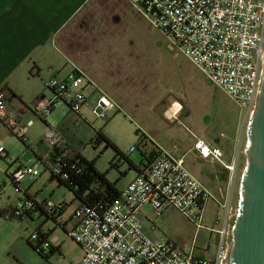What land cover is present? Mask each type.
<instances>
[{
  "label": "built area",
  "instance_id": "built-area-1",
  "mask_svg": "<svg viewBox=\"0 0 264 264\" xmlns=\"http://www.w3.org/2000/svg\"><path fill=\"white\" fill-rule=\"evenodd\" d=\"M129 2L140 7L165 34L170 49L183 52L212 83L245 108L246 114H253L264 71V0ZM81 84L82 78L77 75L64 80L51 76L45 85L52 91V96L43 109L36 111L38 116L43 118L64 103L74 113L86 118L82 113L86 95ZM111 105L112 101L106 95L99 94L90 110L95 118L104 119ZM0 118L7 120L11 130L28 142L24 126L7 111L4 90H0ZM31 124L29 121L28 125ZM42 140L48 144L47 154L32 165L10 173L17 193L22 192L19 186L22 176L35 177L49 172L68 181L83 173L79 153L72 151L61 132L48 126ZM194 148L201 158L219 162L235 177L237 159L226 161L220 147L202 138L196 140ZM35 150L37 152V148ZM3 151L0 146V153ZM156 151L151 162L142 161L135 177L113 201L105 205L83 203L75 208L73 225L66 230L83 250L82 259L75 264H232L233 220L238 209L234 208L230 197L223 204V216L217 218L220 228L211 230L218 238L214 259L184 252L169 238L154 240L149 236L139 217L144 205H150L155 216L162 215L168 207H175L199 230L203 228V214L211 196L185 166L183 158H176L160 147ZM39 163L43 165L42 170ZM64 208V202H39L21 196L13 207L5 210L3 217L21 218L43 213L65 228ZM149 229H157L154 221H150ZM30 239L36 251L45 256L60 246L57 239L47 237L43 231L32 233Z\"/></svg>",
  "mask_w": 264,
  "mask_h": 264
},
{
  "label": "rangeland",
  "instance_id": "rangeland-1",
  "mask_svg": "<svg viewBox=\"0 0 264 264\" xmlns=\"http://www.w3.org/2000/svg\"><path fill=\"white\" fill-rule=\"evenodd\" d=\"M145 20L143 27H156L149 17L146 16ZM161 34L162 83L158 84L162 85V97L158 100L146 97V105L140 111H137L134 103L124 102L125 106L120 111L109 108L104 119L95 118L85 109L86 119L63 103L41 118L31 107V110L20 112L21 118L13 116L24 126L30 146L19 139V133L11 130L7 120L0 118V146L5 149L0 154V206L15 203L26 192L33 196L55 194L56 197H61L66 194L74 198V193L66 186L59 185L55 179L51 180L49 172L35 177L22 176L19 179L20 193L15 191L7 174V171L12 173L20 167L32 165L39 152H36V148L40 149L41 154L49 150L48 144L42 140L48 126L61 132L74 153L94 161L96 168L105 173L111 182H116L119 188H124L137 173L131 162L141 165L142 152H154V147L150 144L140 145V133L145 132L154 136L161 149L182 157L185 166L211 194L206 202L202 229L197 230L195 223L177 208L168 207L162 215V237L171 239L184 252H192L208 259L215 258L218 238L211 230L220 228L217 218L223 216V204L229 197L234 208L238 209L239 185L246 165L244 150L247 126L252 115L246 114L245 108L210 82L183 52L170 49L168 38L162 32ZM119 43H122L120 38ZM143 48L147 51L149 49L146 45ZM149 57L152 60L153 57ZM94 83L101 90L95 81ZM82 85L85 86L86 83L84 85L82 81ZM169 97L178 99L183 106L175 119L174 116L168 119L163 116V112L160 115L156 111V106H165L170 101ZM178 106L174 110L177 111ZM7 107L10 108L9 103ZM29 119L34 121L31 126L28 125ZM98 132L107 140L100 137L97 142L94 138ZM198 138L207 139L220 147L226 161L237 159L235 177L230 175L224 178L222 166L218 162H208L198 155L194 148ZM38 165L42 170L43 165ZM77 204L75 200L73 204L69 203V207L74 210ZM39 231H52L51 236L57 234L60 238V248L55 249L48 257L40 255L28 242V237ZM80 252V245L45 215L38 213L33 219L26 216L24 220L0 216V264H72Z\"/></svg>",
  "mask_w": 264,
  "mask_h": 264
},
{
  "label": "crops",
  "instance_id": "crops-1",
  "mask_svg": "<svg viewBox=\"0 0 264 264\" xmlns=\"http://www.w3.org/2000/svg\"><path fill=\"white\" fill-rule=\"evenodd\" d=\"M144 17L141 8L129 0H0V90H4L6 102L10 104L8 113L21 118L20 112L31 110V107L34 113L43 109L52 96L45 82L54 75L62 80L77 75L84 85L86 83L85 86L81 84L86 95L84 115L85 109L91 113V106L99 94L106 95L112 101L110 108L119 111L125 103H134L140 111L146 105V97L158 100L162 97V85L158 84L162 83V34L156 27H143ZM144 45L149 47L148 51ZM123 97L126 99L121 100ZM169 99L165 106H156V111L160 115L163 112L168 119L172 116L175 119L183 106L178 99ZM29 121L34 124L33 119ZM144 134L151 142L159 144L154 136ZM38 150L36 159L48 152L41 154ZM222 169L224 178L230 177L223 166ZM25 194L39 202H64L63 217L67 224L61 228L67 233L73 225V212L80 204L78 200L73 210L69 203L73 204L75 198L66 194L61 197L55 194L33 196L29 192L23 196ZM13 204L0 206V210L11 208ZM153 214L147 204L141 208L139 217L149 236L158 240L162 237L163 214ZM35 215L18 219L24 220L26 216L33 219ZM150 221L155 222L156 230L149 229ZM43 233L57 241L60 239L57 234L51 236L52 231ZM82 257L81 248L72 264Z\"/></svg>",
  "mask_w": 264,
  "mask_h": 264
},
{
  "label": "water",
  "instance_id": "water-1",
  "mask_svg": "<svg viewBox=\"0 0 264 264\" xmlns=\"http://www.w3.org/2000/svg\"><path fill=\"white\" fill-rule=\"evenodd\" d=\"M264 63V53H263ZM246 165L232 230V264H264V71L256 108L247 126ZM230 262V263H231Z\"/></svg>",
  "mask_w": 264,
  "mask_h": 264
},
{
  "label": "trees",
  "instance_id": "trees-1",
  "mask_svg": "<svg viewBox=\"0 0 264 264\" xmlns=\"http://www.w3.org/2000/svg\"><path fill=\"white\" fill-rule=\"evenodd\" d=\"M35 114H37L36 111H35ZM44 121H46V120L44 119ZM137 132H139V130H137ZM18 137L23 143H25L27 146H30V144L27 143L26 141H24V139L21 136L18 135ZM100 137H104L107 140V138L100 132H98L96 134V137L94 139L98 142L100 140ZM216 141H217V143H219L218 140H216ZM139 142H140V144L148 145L151 142V140L149 139V137L147 135H145L144 133L141 132ZM107 143H108V145L110 144L109 140ZM151 143H152L151 147L152 146L154 147L153 148L154 152H153V154L151 152L149 155L145 152H142L143 161L147 160V161L151 162L154 154L157 153L156 150L159 148V146L157 144H154L153 142H151ZM78 156L80 157L81 162L84 165V169H83L82 174H79L78 176H76V177H74L68 181H63L59 177H56V176L51 174V179L57 180L59 185H64L70 191H72L74 193L75 200H78L80 202V204L84 203V204H92V205H94V204L105 205L107 203H110L116 197H118L120 195L122 188H119L116 185V182H111L106 177L105 173L100 172L96 168L94 161L87 160L81 154H79ZM131 165L133 166V168L136 171H139L140 165H135L132 162H131ZM8 176L11 179V174H8ZM5 210L6 209L0 210V216L3 217V213L5 212ZM46 236L49 237V235H46ZM28 242L36 251V247L32 243L30 236L28 237ZM55 249H58V247L54 248L52 250V252ZM40 255H42V254H40ZM42 256L48 257L45 255H42Z\"/></svg>",
  "mask_w": 264,
  "mask_h": 264
}]
</instances>
